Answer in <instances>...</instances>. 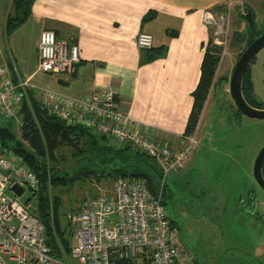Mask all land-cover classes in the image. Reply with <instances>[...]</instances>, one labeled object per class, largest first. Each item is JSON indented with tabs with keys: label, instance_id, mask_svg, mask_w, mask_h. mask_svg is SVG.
<instances>
[{
	"label": "built area",
	"instance_id": "obj_1",
	"mask_svg": "<svg viewBox=\"0 0 264 264\" xmlns=\"http://www.w3.org/2000/svg\"><path fill=\"white\" fill-rule=\"evenodd\" d=\"M217 15L204 11L202 20L213 27V44L223 45L227 16ZM135 44L139 49L151 48L152 35L139 31ZM37 50L40 72L71 73L79 62L77 47L67 49L59 44L50 29L41 30ZM29 80H12L0 58V119L18 118L22 98L33 87ZM43 93L48 115L105 135L114 147L130 145L153 158L161 172L159 190L152 193L141 178L115 177L110 193L100 191L79 203L69 217L74 239L70 252L57 256L46 242L37 204L31 197L20 200L27 189L37 191L38 176L21 156L0 145V264H70L69 259L79 264H196L187 256L165 212L161 191L166 176L184 168L192 158L197 127L164 141L121 109L116 92L109 87L91 90L78 99L47 89ZM16 183L24 188L21 195L11 189Z\"/></svg>",
	"mask_w": 264,
	"mask_h": 264
},
{
	"label": "crops",
	"instance_id": "obj_2",
	"mask_svg": "<svg viewBox=\"0 0 264 264\" xmlns=\"http://www.w3.org/2000/svg\"><path fill=\"white\" fill-rule=\"evenodd\" d=\"M29 4L22 12L14 0H0V58L12 80L30 79L33 84L21 102L29 104L31 97L43 106L45 89L80 96L109 87L120 108L147 126L148 133L170 142L184 132L210 35L203 12L223 11L226 0H29ZM43 29L54 31L67 49L77 47L79 62L73 72L37 71ZM139 31L152 35L155 55L150 59L135 44Z\"/></svg>",
	"mask_w": 264,
	"mask_h": 264
},
{
	"label": "rangeland",
	"instance_id": "obj_3",
	"mask_svg": "<svg viewBox=\"0 0 264 264\" xmlns=\"http://www.w3.org/2000/svg\"><path fill=\"white\" fill-rule=\"evenodd\" d=\"M232 1L226 0V5L220 8H224L223 11H219V8L206 10L217 16H227L224 19L226 36L222 38L224 43L221 47L226 46L229 36L240 28L241 23L246 26L245 21L235 15L234 3L230 4ZM248 1L254 5V9L259 10L257 18L260 16V20L255 21L258 29L264 23V0ZM208 28L210 40L213 27ZM224 65L223 61L219 72ZM252 66L255 91L264 104V48L258 52ZM211 94L212 83L209 102L201 114V130L196 133L197 148L184 168L166 176L163 207L171 224L178 230L177 235L187 256H191L196 264H264V192L256 186L252 177L254 159L264 145V122L262 125L253 124L257 119L250 117L235 119L220 103L210 99ZM81 96L71 98L78 99ZM11 121L12 125L0 119L1 125L8 124L19 137L18 140L23 141L22 145L31 150L20 137V116ZM86 140L78 141L84 150ZM78 147L62 142L54 157H42L39 159L40 164H46L51 173L63 171L66 176H71L92 162L88 153L79 151ZM227 167L232 168V173H226ZM63 184L58 183L53 187L49 184V191L61 197L60 219L62 217V222L69 223L70 227L69 217L82 200L100 191L110 193L112 189L110 178L97 180L92 177L76 181L71 186ZM247 184L257 187V203L247 206L257 214H247L243 205L245 200L239 198L245 193ZM32 193L27 189L20 200L26 201L31 197L38 204L37 191ZM49 202L51 211L53 200ZM68 262L79 264L75 259H69Z\"/></svg>",
	"mask_w": 264,
	"mask_h": 264
},
{
	"label": "trees",
	"instance_id": "obj_4",
	"mask_svg": "<svg viewBox=\"0 0 264 264\" xmlns=\"http://www.w3.org/2000/svg\"><path fill=\"white\" fill-rule=\"evenodd\" d=\"M14 2L19 11L21 9L22 12H27L30 5L29 0H14ZM151 48L140 49L144 50L146 55H150L148 59L155 55ZM217 48L212 39L208 41L205 47L200 78L192 92L193 104L184 134L195 131L199 122L214 76ZM19 116L21 119L20 137L27 142L31 150L22 145L23 141L18 140L19 137L8 125H12V121H5L8 123L5 126L0 123V145L23 157L27 167L38 176L37 214L46 229V242L51 252L57 256H61V251L67 254L70 252L73 229L69 223L62 222V217L60 219L62 199L59 195L50 193L49 184L51 187L58 185V183L71 186L76 181H84L92 177L99 180L100 178L114 179L123 176L144 179L152 193L159 190L161 172L157 162L151 157L136 152L130 145L123 148L114 147L110 142L108 143L104 135L94 133L81 126L67 124L52 114L48 115L42 104L34 101L31 97L29 104L26 101L21 102ZM84 138L87 139L85 150L83 145L78 143ZM62 142L75 147L79 146V151L83 152L84 150L88 153L92 158L90 165L81 168L79 172L71 176H66L63 171H55L54 174L50 172V169L47 170L46 164H40L39 159L46 156L53 158L57 152L56 149ZM50 199L53 200L51 211H49Z\"/></svg>",
	"mask_w": 264,
	"mask_h": 264
},
{
	"label": "flooded vegetation",
	"instance_id": "obj_5",
	"mask_svg": "<svg viewBox=\"0 0 264 264\" xmlns=\"http://www.w3.org/2000/svg\"><path fill=\"white\" fill-rule=\"evenodd\" d=\"M232 6H234L235 8V15L237 17H240V20L245 21L246 26L244 27V24L241 23L240 28H238L236 31L233 32L231 36H229L227 40V44H225L226 46L221 47L222 45L215 44L218 47L216 51L217 63L215 66L214 76L212 80V94H211L210 99H213L217 103H220L222 108H225L226 111L231 112L235 119L242 120L241 118L243 117L248 118L249 116L244 115L237 108V106L235 105L233 101V98L231 96V84H230L231 77H232L233 70L237 62L239 61L244 51L257 38L261 37L264 34V23H262L260 27L256 29L255 21L256 19L258 21L260 20V16L257 18V12L259 10L257 8L254 9L253 7L254 5L249 3L248 0H245L243 2L241 1V3H234V5ZM248 11L251 13L253 28L251 27L249 20L245 17ZM263 48L264 47H262L261 49ZM261 49H259L252 56V58L249 60L247 64V67L244 71L242 81H241V95L243 99L253 108L264 110V104H262L263 102L258 99L259 96L255 91L254 74H253V69H252L253 67L252 65H254V63L256 62L257 54ZM223 61L225 62V65L223 66L222 71L219 72L218 69L222 65ZM208 97H209V94H208ZM208 97L206 100H208ZM204 106H205V103H204ZM204 106H203V109H204ZM256 119H257V122H254L253 124L258 123L259 125H262V122H264V119H261V118H256ZM261 172H262V176L264 179V163L262 165ZM252 177L255 180L254 182L256 186L259 187L264 192V190L260 187L255 177L253 176V170H252ZM257 187H255L254 184L253 186L247 184V189L245 193L243 194V196L242 195L239 196L240 200H245V203L243 205H244V208L247 209L246 210L247 214H250V215H252L251 212H253V214H257V212L254 211L251 207L247 208V206H253L257 203V197H256ZM164 190H165V184L161 191L162 198L164 195Z\"/></svg>",
	"mask_w": 264,
	"mask_h": 264
},
{
	"label": "water",
	"instance_id": "obj_6",
	"mask_svg": "<svg viewBox=\"0 0 264 264\" xmlns=\"http://www.w3.org/2000/svg\"><path fill=\"white\" fill-rule=\"evenodd\" d=\"M245 17L249 20L250 25L253 28L251 13L249 11ZM262 47H264V34L261 37L257 38L241 55L239 61L237 62L233 70L230 84H231V96L237 108L244 115H247L251 118L264 119V110L253 108L243 99L241 95V81L244 71L247 67V64L249 60L252 58V56ZM263 163H264V145L258 151L253 165V176L255 177L260 187L264 190V179L261 172ZM11 189L17 195H21L24 191V188L20 186L18 183L14 184Z\"/></svg>",
	"mask_w": 264,
	"mask_h": 264
},
{
	"label": "bare ground",
	"instance_id": "obj_7",
	"mask_svg": "<svg viewBox=\"0 0 264 264\" xmlns=\"http://www.w3.org/2000/svg\"><path fill=\"white\" fill-rule=\"evenodd\" d=\"M251 11V10H250ZM211 40V39H210ZM28 94V93H27ZM76 127V126H75ZM155 162V161H154ZM39 187V186H38ZM37 193H38V191H37ZM38 195V194H37ZM35 198H36V195H35Z\"/></svg>",
	"mask_w": 264,
	"mask_h": 264
}]
</instances>
